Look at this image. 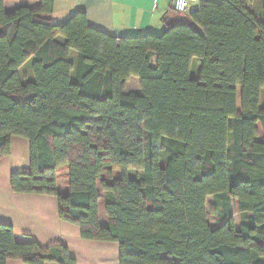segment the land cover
I'll return each instance as SVG.
<instances>
[{
    "label": "trees",
    "instance_id": "1",
    "mask_svg": "<svg viewBox=\"0 0 264 264\" xmlns=\"http://www.w3.org/2000/svg\"><path fill=\"white\" fill-rule=\"evenodd\" d=\"M6 1L35 0H0V160L12 138L29 144L12 192L55 197L83 240L119 246L120 264H264V0L203 1L166 14L159 35L123 38L83 12L54 24L52 0L12 13ZM131 78L140 95L124 93ZM8 261L75 264L0 225Z\"/></svg>",
    "mask_w": 264,
    "mask_h": 264
},
{
    "label": "crops",
    "instance_id": "2",
    "mask_svg": "<svg viewBox=\"0 0 264 264\" xmlns=\"http://www.w3.org/2000/svg\"><path fill=\"white\" fill-rule=\"evenodd\" d=\"M51 20L54 24L66 21L76 12L86 15L88 25L108 36L123 38L147 33L159 35L164 31L163 18L173 10L174 0H52ZM195 7L201 2L219 3L222 0H190ZM41 1H6L7 13L20 7L35 10ZM59 43L65 39L57 37ZM76 53L71 52L72 60ZM200 63L192 62L190 76L198 78ZM137 85V86H136ZM124 93L140 95L139 82L131 78ZM10 154L0 160V225L9 226L19 241L34 242L43 250L64 247L75 264H120V250L115 243L83 240L78 227L59 218V205L55 197L13 193L10 177L14 173H28L29 144L21 138H12ZM67 171L56 175V189L67 195ZM211 198V197H210ZM104 224V223H103ZM6 264H24L8 261ZM56 264V263H47Z\"/></svg>",
    "mask_w": 264,
    "mask_h": 264
},
{
    "label": "rangeland",
    "instance_id": "3",
    "mask_svg": "<svg viewBox=\"0 0 264 264\" xmlns=\"http://www.w3.org/2000/svg\"><path fill=\"white\" fill-rule=\"evenodd\" d=\"M258 6H259V1L256 0L253 9H255V8L258 9ZM258 19H259V20H262V19H260V18H258ZM28 70H29V68H28V67H25V68L23 69V71H22V72H23L22 74H24V75H25V74H28V73H29ZM71 80H72V82L75 80V71L72 72ZM136 86H137V85H136ZM263 105H264V89H263L262 92H261V100H260V106L262 107ZM237 108H238V111H239V110H240L239 92H238V103H237ZM258 140H261V134H260ZM116 175H118V174H116ZM213 202H214V201H213V198H208V199H207V204H206V206H207L208 211H211V210H212ZM233 216H234V220H235V226H236L237 229H239L240 221H241V217H240L239 213L237 212V208H236L235 205L233 206ZM209 224H210V227H211L212 229H214V226H215V219H214V217H213L212 215H209Z\"/></svg>",
    "mask_w": 264,
    "mask_h": 264
},
{
    "label": "built area",
    "instance_id": "4",
    "mask_svg": "<svg viewBox=\"0 0 264 264\" xmlns=\"http://www.w3.org/2000/svg\"><path fill=\"white\" fill-rule=\"evenodd\" d=\"M197 9L190 0H174L173 10L178 14H188Z\"/></svg>",
    "mask_w": 264,
    "mask_h": 264
}]
</instances>
